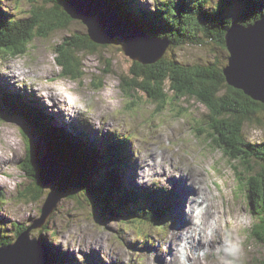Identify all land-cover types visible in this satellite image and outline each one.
<instances>
[{"label": "rangeland", "instance_id": "obj_1", "mask_svg": "<svg viewBox=\"0 0 264 264\" xmlns=\"http://www.w3.org/2000/svg\"><path fill=\"white\" fill-rule=\"evenodd\" d=\"M69 1L72 2L68 4L71 6L67 5L68 11L62 5L56 9L57 18H54L60 21L59 25L52 24L62 26L63 30L36 37L24 55L10 58L0 51V104L2 94L15 96L35 109L50 126L55 122L68 126L61 129L75 136L83 131L94 145L98 143V150L105 148V143L125 142L129 159L125 160L124 172L117 180L119 189L126 193L135 191L140 208L145 211L150 210V205L151 210L161 206L164 218L156 222L127 220L129 213L123 211L125 200L118 191L110 193L113 205L117 203L114 217L99 205L101 197L96 196L101 194L97 191L85 195L79 189L63 188L57 180L45 187L28 180L19 165L26 156L22 136L30 140L31 153L35 160L39 159V164L45 155L44 138L39 133L41 129L18 110L0 121V239L13 243L20 227L28 229L40 218L47 195L57 189V206L48 213L41 228L29 233L30 239L45 245L48 264H61L62 260V264H183L178 260V244L190 230L191 214L198 210V199L202 198L204 204L197 215L203 225L196 229L204 231L201 238L204 237L205 242L200 239L199 247L205 248L202 249L205 252L197 247L193 264H223L222 258L231 259L224 253L225 247L236 251L238 264H264V244L253 236L258 217L248 211L244 197L247 172L243 167L246 168V164L228 158L213 142L217 137L207 135L210 130L204 124L205 106L194 99H176L168 86L162 105L151 102L140 91L134 99L133 92L128 91L129 88L122 89L125 85L120 84L121 78H127L133 61L124 54L123 40L117 35L138 28L133 27L127 17L119 19L105 7L93 5L94 0ZM162 1L135 0V3L144 12L156 13ZM220 1L209 0L205 9H211ZM30 2L42 11L48 10L45 0H0V15L7 19H28ZM229 2L244 10L250 6L248 0ZM116 11L121 14V8ZM63 12L68 17L73 15L68 25ZM94 27L102 31L98 41L104 44L94 42L97 46L94 52L64 49L80 63L79 70L74 72L81 75L74 74L75 79L71 78V72L63 75L55 62L57 46H61L63 38H67V43L83 40L81 35L88 34V29L93 34ZM145 42L152 47L155 43ZM143 45L147 49L144 42ZM170 47L163 58L174 59L183 67L211 63L230 67L232 61L234 68L237 66L241 72L243 67L249 73L248 78L253 73L252 64L242 61L243 54H236L234 58L228 49L213 43ZM136 55L140 57V52ZM131 57L136 58L133 54ZM242 136L251 144L264 141V111L257 114L255 122L244 125ZM54 161L56 163V159ZM36 172L38 176L39 169ZM81 179L86 182L87 176ZM155 190H160L161 196ZM151 194L155 197L149 201ZM130 206L131 210L136 207ZM106 208L109 211L113 207ZM4 256L8 254H0ZM31 257V253L25 255L26 260Z\"/></svg>", "mask_w": 264, "mask_h": 264}, {"label": "trees", "instance_id": "obj_2", "mask_svg": "<svg viewBox=\"0 0 264 264\" xmlns=\"http://www.w3.org/2000/svg\"><path fill=\"white\" fill-rule=\"evenodd\" d=\"M104 1L116 13H118L117 8H121L119 15L122 18L127 17L129 21L136 19L143 22V26L148 29L146 33L148 36H156L158 40L167 41L170 48L186 44L213 43L226 49L225 36L231 26L235 24L247 26L264 18V0H248L250 2L248 10L246 7L245 10L239 6L235 7L229 0H222L211 9H205V3L209 0H194L190 4L187 0H163L162 5L155 9L156 13L149 11L142 14L135 0ZM45 2L48 5L47 11L40 10L30 2L31 16L25 20L7 19L0 15V51L3 50L9 57L22 55L27 52L28 46L36 37L64 29L62 26L54 25L53 27L52 25L56 22L59 25L60 21L55 20L57 18L55 13L56 9L64 4L59 0H45ZM52 3L54 7H51ZM117 3L122 6H118ZM63 14L68 25L72 20L64 12ZM81 36L83 40L77 39L70 43H67V38H63L61 46H57L55 50L57 53L55 62L63 70V75L68 76L69 72L73 73L72 79H75L74 74L81 75L80 72L76 73L80 63L72 54L63 50L71 47L76 52H94L97 47L93 41L89 40L87 33ZM228 57H230L229 52ZM178 64L176 60L168 58H163L154 65L132 62L127 78H121L120 84L125 85L122 89L129 88L128 91L133 92L134 99L137 97V91H140L151 102L159 103L167 98L166 86H168L176 99H194L205 106L207 115L204 124L210 130V134L207 135L210 138L214 135L217 137L213 142L225 152L228 158L246 164V168L243 167L247 172V178H245L247 190L244 194L246 206L253 216L258 217V223L254 226L257 231L253 236L258 243L264 244V141L251 144L242 136L244 125L255 122L257 114L264 111V103L252 100L241 90L228 84L222 73L227 65L221 67L219 64L211 63L205 66L193 65L188 68ZM5 96L3 94L1 96L0 121L6 120L7 114L19 110L21 116L26 115L38 130L41 129L39 133L44 138V154H52L59 162L58 185H63V188L79 189L85 195L99 192L101 195L96 196L101 197L99 205L106 214L114 217H116L114 208L117 203L116 206L113 205V196L110 193L118 191L121 192V198L125 200L123 211L129 213L127 220L156 222L154 218L158 221L164 218L161 206L151 210L150 205V210L145 211L140 208V199L135 191L126 193L119 189L117 180L124 172L125 160L129 159L128 145L125 142L117 140L105 143V148L98 150V143L94 145L93 140H90L83 131L75 136L73 133L65 132V129H57L56 124L52 127L27 103L17 100L15 96ZM22 137L25 140L26 156L19 164L21 171L28 180L41 186L44 172L40 167L39 159L35 160L31 153L32 148L28 144L30 140L26 136ZM37 169H39L38 176ZM83 175L87 176L86 182L81 179ZM238 178L242 180L239 176ZM30 189L33 191V187ZM105 190L110 192L105 193ZM56 191L58 194L59 190L56 189ZM155 193L161 196L157 191ZM59 194L61 195L60 192ZM132 194H135L134 197L131 196ZM154 197L155 195L151 194L147 199L151 201ZM131 204L136 205L133 210L130 209ZM109 205L113 208L108 211L106 206ZM143 215L146 216L141 219L140 216ZM26 229L27 227L22 226L16 234L19 235ZM10 243L7 239H0V247Z\"/></svg>", "mask_w": 264, "mask_h": 264}, {"label": "water", "instance_id": "obj_3", "mask_svg": "<svg viewBox=\"0 0 264 264\" xmlns=\"http://www.w3.org/2000/svg\"><path fill=\"white\" fill-rule=\"evenodd\" d=\"M71 2L72 1L65 0V2L63 3V6L67 11V5ZM92 2H94L92 3L93 5L103 6L111 15L122 19V17L114 12V10H112L103 0ZM71 15L72 14H70V17L73 18V15ZM100 32L102 31H99L94 27L92 34L91 30L88 29V35L91 41L96 42L97 45L104 44V42L101 43L100 41H98ZM101 36L104 37V34L102 33ZM117 36H119L123 40L122 50L124 54L132 59L133 62H137L142 65H154L159 62L164 57L165 52L169 46V43L167 41L158 39L155 40L154 38L152 39V37L141 33L139 29H135L133 32L126 31L123 33H119ZM134 36H137L139 39H141V43L137 41L138 38H133ZM145 41H151L155 43L152 44V47L151 44L146 43ZM143 42L146 44L147 49L144 47ZM159 45L161 46L157 48V46ZM243 46H246V49ZM225 48L228 49L227 51L232 53V57L234 58L237 56L236 54H243L242 61L244 60V62L251 63V67L253 68V73L248 78L246 75H248L249 73L245 72L243 70V67L241 68L242 71L240 72L238 69H236L237 66L234 68L232 61H230V67L227 66L223 71L228 84L237 90H241L252 100H259L264 103V18H261L255 23L247 26H243L240 24L231 26L225 36ZM137 52H140V57L136 55ZM144 53L147 56L144 55ZM132 54L135 55L136 58L131 57ZM232 57H230V60H232ZM155 104L162 105L163 102L160 101L159 103ZM54 159H56V163ZM40 165L44 170V179L41 183V186L45 187L55 180L58 181L59 169H57L56 157H54L52 154H45L40 159ZM58 201L59 198L56 192H51L47 195L44 206L42 207L46 212H43L42 210L40 218L36 219L28 229L20 233L13 243L0 247V254H8V257H0V264L49 263L48 251L45 245L41 244L36 239H30L29 233L32 229L41 228L45 224V221L50 215H48V213H52V211L57 206ZM27 253L33 254V257H31L30 260H26L25 258V255Z\"/></svg>", "mask_w": 264, "mask_h": 264}, {"label": "bare ground", "instance_id": "obj_4", "mask_svg": "<svg viewBox=\"0 0 264 264\" xmlns=\"http://www.w3.org/2000/svg\"><path fill=\"white\" fill-rule=\"evenodd\" d=\"M144 11L142 10V12L140 13V14H142ZM148 12V11H147ZM134 15V14H133ZM129 23L133 26V27H137L138 29H139V31L141 32V33H143V34H146L144 31H148V29H146L144 26H143V22H141L140 20H130L129 21ZM147 28H149V26L147 27ZM153 38L155 39V40H157L158 38L156 37V36H153ZM259 101V100H258ZM260 102H262V101H260ZM55 122V121H54ZM54 124H56L57 126H59V127H61V128H63V129H68V126H65V125H61V124H59V123H57V122H55ZM9 147V146H8ZM10 148V147H9ZM0 160H1V158H0ZM1 162V161H0ZM1 166V165H0ZM3 169V168H2ZM157 192H158V194H161L162 192H160V190H157ZM164 194V193H163ZM197 203V202H196ZM205 211V210H204ZM202 215V214H201ZM197 219H198V221L196 222V223H194L193 224V226L194 227H192V231H191V233H190V236L188 237L191 241H193V239H194V233L197 231V229L196 228H198V225H203V223H202V220H201V218L197 215ZM206 221V220H205ZM204 221V225H205V222ZM185 225V224H184ZM200 231V230H199ZM201 233V236H203L204 235V231H202V232H200ZM205 239V238H204ZM202 241H203V237H202Z\"/></svg>", "mask_w": 264, "mask_h": 264}, {"label": "clouds", "instance_id": "obj_5", "mask_svg": "<svg viewBox=\"0 0 264 264\" xmlns=\"http://www.w3.org/2000/svg\"><path fill=\"white\" fill-rule=\"evenodd\" d=\"M238 245L236 246L237 250H238ZM224 253L226 254V256L231 257V259H223V264H238V261L236 259V251L233 250V248L231 247H225L223 249Z\"/></svg>", "mask_w": 264, "mask_h": 264}]
</instances>
